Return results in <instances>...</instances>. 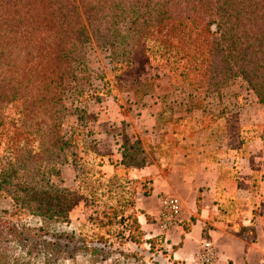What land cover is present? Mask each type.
I'll return each mask as SVG.
<instances>
[{"label": "trees", "instance_id": "trees-1", "mask_svg": "<svg viewBox=\"0 0 264 264\" xmlns=\"http://www.w3.org/2000/svg\"><path fill=\"white\" fill-rule=\"evenodd\" d=\"M182 2L189 8L190 0ZM231 2L232 11L223 15L226 19L229 18L232 26L226 27L218 19L219 38L211 39L212 33L208 29L209 42L207 39L196 42L198 38L192 35L189 25L198 15L176 11L175 5L180 4L179 0H88L87 16L89 20L93 18L104 25L102 40H105V45L110 49V72L119 86L122 72L131 64L130 58L138 52L144 51L153 57L167 60H172L181 53H190L191 61L182 77L190 90L193 110L203 105L208 94L219 92L226 88L228 80L238 77L243 79L258 101L264 103V27L260 28L256 24L243 27L245 25L241 24V10L236 8L241 2ZM213 10L215 7H212V12ZM257 11L259 14L255 18L264 20V0H261V8ZM1 14L0 142L4 143L6 152L14 157H17L18 152L33 153L42 144L48 146L49 163L45 166H39L37 170L26 169L22 162L16 166L25 167V175L30 174V177H26L28 185L38 181L41 188H48L56 193L55 197L49 196L47 200L37 192L31 193L33 202L38 206L36 213L41 211V216L67 220L72 206L66 197L68 192L51 183V171L58 164L69 163L70 149H73L72 145H78V142L80 160H91L94 168L100 171L102 165L93 146L85 142L83 130L70 128L68 136L64 137L62 119L58 116L63 108L67 80L74 76L75 66L86 60L88 33L82 22L76 20L80 17L76 0H0ZM221 16L222 14L219 18ZM212 22L215 20H208L206 25ZM93 29L95 32V27ZM97 41L101 42L100 39ZM196 57L203 59L201 65H194ZM97 79V84H88L89 88H93L89 101L109 95L115 96L117 100V95L112 93L103 75L97 76ZM196 91H202V98L198 97L200 94ZM133 92L141 94V98L146 94L141 88ZM45 113H50L49 123ZM145 145L151 147L148 139L145 140ZM124 147L123 154L129 166H141L145 163L146 156L139 143H131L126 139ZM30 163L31 161L27 162ZM30 165L32 167V163ZM100 171L95 172L98 177L93 173L92 180L87 183H92L90 187L95 191L104 181L108 192L112 190V186L126 189V215L133 219L127 225L126 239L137 247L142 246L145 239L137 219L133 196L139 186L145 195L150 194L149 180H129L117 174L107 176ZM14 176L12 172L1 171L0 188L12 184ZM77 179L79 190L89 186L82 179ZM31 188L32 191L36 189ZM24 192V197L28 202L31 201L27 191ZM96 193L90 196L93 201L102 198L101 194L95 195ZM13 196L15 207L10 216L19 215L22 209L28 208L24 199L20 201L14 194ZM0 224L11 230V237L18 235L15 226L9 222L0 219ZM148 243L151 251L161 248V239H151ZM51 246L47 244V248Z\"/></svg>", "mask_w": 264, "mask_h": 264}, {"label": "crops", "instance_id": "crops-1", "mask_svg": "<svg viewBox=\"0 0 264 264\" xmlns=\"http://www.w3.org/2000/svg\"><path fill=\"white\" fill-rule=\"evenodd\" d=\"M145 93L128 98L127 105L113 95L90 100L91 121L84 125L85 142L101 158L102 172L150 182V194L139 186L133 196L145 239L135 264H201L205 242L217 252L208 264H259L264 258V103L245 84L208 94L200 108H190L184 133L172 122L157 127L164 114L157 108L167 103ZM126 139L143 147V165L127 163ZM165 196L180 199L182 216L178 226L163 232L157 216ZM155 238L161 248L151 251L148 240Z\"/></svg>", "mask_w": 264, "mask_h": 264}, {"label": "rangeland", "instance_id": "rangeland-1", "mask_svg": "<svg viewBox=\"0 0 264 264\" xmlns=\"http://www.w3.org/2000/svg\"><path fill=\"white\" fill-rule=\"evenodd\" d=\"M182 1L179 0L180 4L175 5L176 11L181 14L198 15L195 16L194 21L191 20L189 25V30L193 31L192 35L198 38L196 42L203 39L210 41L208 29L212 33L211 39L219 38L217 35L218 19L222 20L226 27H231L233 24L229 18L226 19L223 15L225 12L232 11L230 6L232 0H190L189 8H186V4ZM239 1L241 3L236 8L241 10V24L245 25L243 27L256 24L263 28L264 20L255 18V15L259 14L257 9L261 8V0ZM76 6L80 12V17L76 20L82 22L88 33L87 56L85 61L75 66L74 76L67 80L62 102L63 108L58 114L62 119L64 137L68 136L70 128L75 127L84 131L85 123L91 121L89 112H91L92 105L89 103V99L93 95V92H90L93 88H89L88 84L90 82L97 84V76L102 75L112 89V93L117 95V101L121 105H127L128 98L135 100L141 98V94L133 92V90L138 91L139 88L144 92L164 97L165 101L164 99L163 101L167 104L157 108L158 111L164 110V114L157 122V127L164 129L172 122L177 124V128L181 132L186 133L189 129L188 116L193 103L190 90L184 84L182 76L190 64L191 54L181 53L174 56L172 60H167L153 57L144 51L143 53L138 52L130 58L131 64L122 72L121 85L119 86L110 72L112 67L110 49L105 45V40H102L105 33L102 32L104 25L93 18L89 20L87 16L89 13L88 0H76ZM212 7H215L213 12ZM221 14L222 16L219 18ZM2 18L1 14L0 20ZM213 19L215 22L206 25L208 20ZM93 27H95V32ZM97 39H100L101 42H98ZM202 60L201 57H196L193 63L201 65ZM226 83L228 84L226 88L245 84L240 77L232 81L228 80ZM201 92L196 91L200 94L199 98H202ZM173 100L178 101L179 104L186 103V106L174 105ZM189 101H191V107H189ZM49 114L45 113L47 123L51 119ZM174 115L177 118H173ZM48 133L50 134L49 130ZM79 144L80 142L78 145H72L73 149H70L68 154L69 163L56 164L57 167L51 171V183L58 189L61 188L68 192L66 197L72 205L68 211L67 220H64L41 216L39 215L41 211L36 213L38 206L33 202L31 193L37 192L39 196L43 195L46 200L50 198L49 196L55 197L56 193L48 188H41V183L38 181H36L37 184L28 185L29 180L26 177H30V174L26 173L27 175H25V167L16 166L19 162L25 164L26 169L29 170H37L39 166H45L49 163L48 146L42 144L40 149L33 153L18 152L16 153L17 157H14L6 152L4 143L0 142V175L3 170L15 175L12 184L0 188V219L15 226L20 233L16 237H11V230L0 224V251L2 253L0 264H135L139 262L141 258L140 246L137 247L126 239L128 236L127 225L133 220L131 216L128 218L126 215L128 214L126 189L112 186V190L108 192L104 181L98 186V190H92L93 188L91 189L90 186L93 184L87 183V181L90 182L93 178L91 175L100 170L94 168L91 160L82 161L79 159L77 152ZM28 161H31L32 167L31 163L27 164ZM104 174L106 175V173ZM94 176L98 177V174L95 173ZM77 178L82 179L85 185L89 186L84 190H79ZM31 187H36V189L32 191ZM24 191H27L31 201L28 202L24 197ZM94 191L97 192L95 195L101 194L102 198L93 201L90 196L95 193ZM13 194L20 201L24 199L28 208L22 209L18 213L19 215L10 216V212L15 207ZM53 201L57 202V200ZM47 244L52 246L47 248Z\"/></svg>", "mask_w": 264, "mask_h": 264}, {"label": "built area", "instance_id": "built-area-1", "mask_svg": "<svg viewBox=\"0 0 264 264\" xmlns=\"http://www.w3.org/2000/svg\"><path fill=\"white\" fill-rule=\"evenodd\" d=\"M182 216V204L179 198L175 196H165L161 201V208L157 216V222L163 232L178 226ZM217 255L215 247L211 242L203 243L199 254L201 264L210 263ZM264 264V258L259 262Z\"/></svg>", "mask_w": 264, "mask_h": 264}]
</instances>
